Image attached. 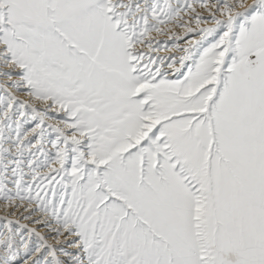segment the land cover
<instances>
[{"label": "snow or ice", "instance_id": "1", "mask_svg": "<svg viewBox=\"0 0 264 264\" xmlns=\"http://www.w3.org/2000/svg\"><path fill=\"white\" fill-rule=\"evenodd\" d=\"M0 206V264H264V0H0Z\"/></svg>", "mask_w": 264, "mask_h": 264}, {"label": "rangeland", "instance_id": "2", "mask_svg": "<svg viewBox=\"0 0 264 264\" xmlns=\"http://www.w3.org/2000/svg\"><path fill=\"white\" fill-rule=\"evenodd\" d=\"M4 215L2 209L0 208V217H2Z\"/></svg>", "mask_w": 264, "mask_h": 264}, {"label": "bare ground", "instance_id": "3", "mask_svg": "<svg viewBox=\"0 0 264 264\" xmlns=\"http://www.w3.org/2000/svg\"><path fill=\"white\" fill-rule=\"evenodd\" d=\"M166 53H161V55H165ZM0 208L2 209L3 213H4V210L2 208V206H0Z\"/></svg>", "mask_w": 264, "mask_h": 264}]
</instances>
